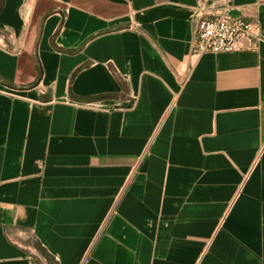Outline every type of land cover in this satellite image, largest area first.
Segmentation results:
<instances>
[{
    "label": "crops",
    "instance_id": "1",
    "mask_svg": "<svg viewBox=\"0 0 264 264\" xmlns=\"http://www.w3.org/2000/svg\"><path fill=\"white\" fill-rule=\"evenodd\" d=\"M0 264H264V0H0Z\"/></svg>",
    "mask_w": 264,
    "mask_h": 264
},
{
    "label": "built area",
    "instance_id": "2",
    "mask_svg": "<svg viewBox=\"0 0 264 264\" xmlns=\"http://www.w3.org/2000/svg\"><path fill=\"white\" fill-rule=\"evenodd\" d=\"M260 41L258 21L246 19L241 15H232L228 6L196 7L191 42L193 53H218L257 48Z\"/></svg>",
    "mask_w": 264,
    "mask_h": 264
}]
</instances>
